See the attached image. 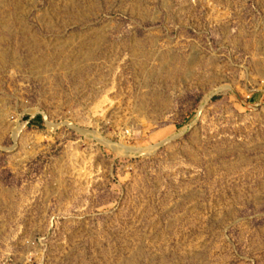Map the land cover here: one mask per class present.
Returning <instances> with one entry per match:
<instances>
[{
  "label": "rangeland",
  "instance_id": "374dc122",
  "mask_svg": "<svg viewBox=\"0 0 264 264\" xmlns=\"http://www.w3.org/2000/svg\"><path fill=\"white\" fill-rule=\"evenodd\" d=\"M0 264H264V0H0Z\"/></svg>",
  "mask_w": 264,
  "mask_h": 264
},
{
  "label": "crops",
  "instance_id": "0c3cea01",
  "mask_svg": "<svg viewBox=\"0 0 264 264\" xmlns=\"http://www.w3.org/2000/svg\"><path fill=\"white\" fill-rule=\"evenodd\" d=\"M189 66L192 67V68L194 69V71L192 72V74H195V67H198L197 64H196V62L190 63ZM189 69H190V68H189ZM190 70H191V69H190ZM189 74H191V73L189 72ZM204 74H205L204 78L207 79V78H206V77H207V76H206L207 73H204ZM189 76H190V75H189Z\"/></svg>",
  "mask_w": 264,
  "mask_h": 264
}]
</instances>
